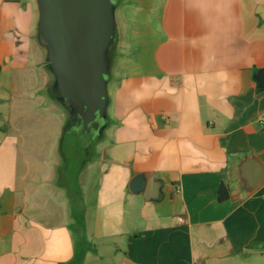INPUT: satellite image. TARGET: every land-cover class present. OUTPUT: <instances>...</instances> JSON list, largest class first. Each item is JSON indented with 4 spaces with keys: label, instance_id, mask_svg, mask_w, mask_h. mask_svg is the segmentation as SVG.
<instances>
[{
    "label": "crops",
    "instance_id": "obj_1",
    "mask_svg": "<svg viewBox=\"0 0 264 264\" xmlns=\"http://www.w3.org/2000/svg\"><path fill=\"white\" fill-rule=\"evenodd\" d=\"M112 1L105 120L82 134L21 95L49 81L38 0H0V264L263 261L264 182L245 192L238 166L264 168V0ZM22 28L30 62L14 59ZM135 176L159 198L131 192Z\"/></svg>",
    "mask_w": 264,
    "mask_h": 264
},
{
    "label": "water",
    "instance_id": "obj_2",
    "mask_svg": "<svg viewBox=\"0 0 264 264\" xmlns=\"http://www.w3.org/2000/svg\"><path fill=\"white\" fill-rule=\"evenodd\" d=\"M40 43L48 49V68L54 74L55 99L69 113L68 125L77 123L84 134L97 130L105 120L107 81L110 68L109 47L115 38L112 0H38ZM256 13L264 19V8ZM264 87V68L256 76ZM238 179L245 192L264 182V168L254 157L238 166ZM160 182L139 176L129 184L131 192L143 191L146 200H157ZM220 200L227 197L225 184L219 188ZM264 261V247L259 251Z\"/></svg>",
    "mask_w": 264,
    "mask_h": 264
},
{
    "label": "rangeland",
    "instance_id": "obj_3",
    "mask_svg": "<svg viewBox=\"0 0 264 264\" xmlns=\"http://www.w3.org/2000/svg\"><path fill=\"white\" fill-rule=\"evenodd\" d=\"M23 31V38H22V43H21V49H19L18 53L16 56H14V59H18L19 61H31V50L29 49L28 46V39L27 36L24 35L25 31L24 28H22ZM118 45H119V41L116 39V35L115 38L111 44V46L109 47V56H110V67H111V63H112V57L117 56V51H118ZM40 46V51H41V55H40V59H39V65L40 67H43V69H41L40 71H44V73L46 72V76L47 78H49L48 80V84H46V86L42 84V80L39 78V84H37L36 82L33 83L34 86L30 87L29 90L24 89L23 93H21V95L23 97H27V98H35L36 96H42L43 97V102L40 105V109H46V112H49L48 109L52 108V103L55 102L56 105H60L61 109L63 111V113L66 115V119H65V123L62 124L63 127L66 126L65 124H68L69 122V113L67 108L64 105H61L54 97V93L52 90V86L53 83L55 81L54 79V74L49 70L48 68V49L47 46L43 45L42 43H39ZM13 97L15 98V96L13 95ZM9 98V96H8ZM17 99V98H16ZM52 101V102H51ZM1 108L3 109L4 114H7L9 112V106L7 107L6 104H2ZM64 115V116H65ZM46 116H49L48 113ZM52 116V114H51ZM38 122H36V120L34 118H32V116L27 115L24 118V121H20L18 122L19 126L25 125L27 127H33V126H38L37 124ZM7 122L6 120H0V127H6ZM45 126L48 128H52L56 126V119H55V123L49 119H46L45 122ZM256 264H264V261H260L258 260Z\"/></svg>",
    "mask_w": 264,
    "mask_h": 264
},
{
    "label": "built area",
    "instance_id": "obj_4",
    "mask_svg": "<svg viewBox=\"0 0 264 264\" xmlns=\"http://www.w3.org/2000/svg\"><path fill=\"white\" fill-rule=\"evenodd\" d=\"M258 125L260 128H264V114L258 118Z\"/></svg>",
    "mask_w": 264,
    "mask_h": 264
}]
</instances>
